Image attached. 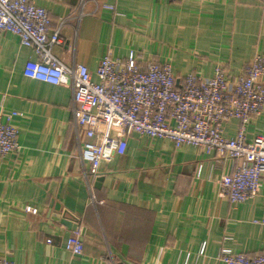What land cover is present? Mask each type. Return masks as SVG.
Returning <instances> with one entry per match:
<instances>
[{
    "label": "crops",
    "instance_id": "obj_1",
    "mask_svg": "<svg viewBox=\"0 0 264 264\" xmlns=\"http://www.w3.org/2000/svg\"><path fill=\"white\" fill-rule=\"evenodd\" d=\"M59 23L53 49L65 65L85 66L92 80L101 58L168 62L178 77L210 78L222 64L236 76L264 54V6L258 0H29ZM107 7H112L109 9ZM17 36L0 33V117L16 112L17 151L0 161V258L13 264H222L219 249L264 253V175L257 194L231 205L218 180L233 163L192 146L133 134L123 155L87 176L78 153L73 91L23 76L34 60ZM3 117V116H2ZM5 121V118H2ZM231 119L223 135L236 134ZM264 136V110L246 140ZM79 223L83 249L64 244ZM80 232V231H79ZM46 240H50L47 243ZM206 242L204 257L196 253Z\"/></svg>",
    "mask_w": 264,
    "mask_h": 264
},
{
    "label": "built area",
    "instance_id": "obj_2",
    "mask_svg": "<svg viewBox=\"0 0 264 264\" xmlns=\"http://www.w3.org/2000/svg\"><path fill=\"white\" fill-rule=\"evenodd\" d=\"M258 1L264 6V0ZM51 24L48 10L29 0H0V33L17 36L20 45L35 55L24 65L23 76L72 88L75 125L82 136L78 153L89 166L87 176H96L102 163L123 155L127 140L136 134L149 140H169L176 149L192 146L230 160L232 170L217 184L218 195L231 205L257 194L264 175V136L247 141L246 130L264 110V54L255 55L236 76L217 64L210 78L192 72L178 79L168 62L142 65L133 54L121 60L108 53L99 62L98 82H94L85 66H67L54 55L53 49L62 44V22L55 30ZM2 116L0 161L18 149V128L11 120L22 115L11 111ZM231 119L239 126L234 136L227 137L223 126ZM253 222L264 229V209ZM64 248L73 256L81 254L78 229ZM205 251L203 242L196 256L204 257ZM217 260L222 264H264V253L247 255L221 247ZM0 264L13 263L2 257Z\"/></svg>",
    "mask_w": 264,
    "mask_h": 264
},
{
    "label": "water",
    "instance_id": "obj_3",
    "mask_svg": "<svg viewBox=\"0 0 264 264\" xmlns=\"http://www.w3.org/2000/svg\"><path fill=\"white\" fill-rule=\"evenodd\" d=\"M59 221L62 225L66 226L71 232H74L77 229L79 230V223L70 218L62 217L61 219H59ZM79 231H80V235H82L83 231L82 230Z\"/></svg>",
    "mask_w": 264,
    "mask_h": 264
}]
</instances>
